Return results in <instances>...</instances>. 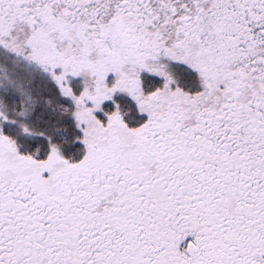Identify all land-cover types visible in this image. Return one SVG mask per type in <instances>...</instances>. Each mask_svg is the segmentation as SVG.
I'll use <instances>...</instances> for the list:
<instances>
[{"label":"snow or ice","instance_id":"6c2138e0","mask_svg":"<svg viewBox=\"0 0 264 264\" xmlns=\"http://www.w3.org/2000/svg\"><path fill=\"white\" fill-rule=\"evenodd\" d=\"M0 264H264V0H0Z\"/></svg>","mask_w":264,"mask_h":264}]
</instances>
